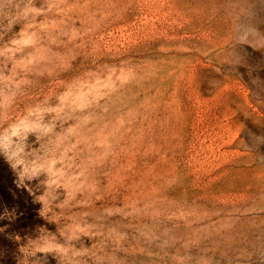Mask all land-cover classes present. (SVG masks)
Wrapping results in <instances>:
<instances>
[{"label": "rangeland", "instance_id": "rangeland-1", "mask_svg": "<svg viewBox=\"0 0 264 264\" xmlns=\"http://www.w3.org/2000/svg\"><path fill=\"white\" fill-rule=\"evenodd\" d=\"M51 2L32 0L42 9ZM59 7L62 35L52 44L39 33L44 74L30 75L28 88L68 89L81 109L71 118L111 144L107 171L115 203L130 209V231L162 243L207 237L222 249L212 253L220 264H264V0ZM21 27H0V47ZM10 67L0 58V72ZM9 221L0 220L3 232ZM149 248L133 264H164V248Z\"/></svg>", "mask_w": 264, "mask_h": 264}, {"label": "clouds", "instance_id": "clouds-1", "mask_svg": "<svg viewBox=\"0 0 264 264\" xmlns=\"http://www.w3.org/2000/svg\"><path fill=\"white\" fill-rule=\"evenodd\" d=\"M62 11L59 0L47 9L35 7L32 0H0V27L8 31L23 24L0 47V58L11 62L6 74L0 72V161L14 174L15 186L39 206L42 221L32 233L12 237L13 264H133L148 255L149 245L164 248V264H220L212 253L222 249L206 242L207 237L162 243L139 228L130 231V209L115 203L118 189L107 171L111 144L86 135L85 122L71 118L81 109L68 89L44 95L29 90V76L44 74L39 33L56 43L62 34L55 17ZM46 12L53 18L37 23ZM5 217L13 218L7 210L0 220ZM231 227L224 224L220 230Z\"/></svg>", "mask_w": 264, "mask_h": 264}, {"label": "trees", "instance_id": "trees-1", "mask_svg": "<svg viewBox=\"0 0 264 264\" xmlns=\"http://www.w3.org/2000/svg\"><path fill=\"white\" fill-rule=\"evenodd\" d=\"M12 177V172L0 161V208L9 211L13 217L7 222V231L0 232V258L6 263L11 262L16 246L12 237L32 233L39 222L37 205L32 203V197L25 189L15 186Z\"/></svg>", "mask_w": 264, "mask_h": 264}]
</instances>
